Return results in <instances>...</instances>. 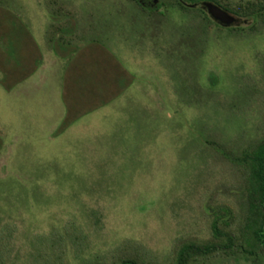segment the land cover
I'll list each match as a JSON object with an SVG mask.
<instances>
[{
    "label": "rangeland",
    "instance_id": "1",
    "mask_svg": "<svg viewBox=\"0 0 264 264\" xmlns=\"http://www.w3.org/2000/svg\"><path fill=\"white\" fill-rule=\"evenodd\" d=\"M147 4L0 0V264H264L212 230L243 228L264 16Z\"/></svg>",
    "mask_w": 264,
    "mask_h": 264
},
{
    "label": "trees",
    "instance_id": "2",
    "mask_svg": "<svg viewBox=\"0 0 264 264\" xmlns=\"http://www.w3.org/2000/svg\"><path fill=\"white\" fill-rule=\"evenodd\" d=\"M136 1L142 7L153 8V6L151 7L150 4H147V0ZM203 1L213 2L224 10L238 16L253 18L264 16V0L240 2L235 8L228 4H222L218 0H178V3L181 7L187 8L188 5H198ZM59 31L58 35H62V33L65 32L62 28H60ZM69 43L70 42L64 44L61 41L67 53H71L75 50L74 46ZM57 51L59 52L58 48ZM238 161L245 166L247 172L244 184L245 190L247 191L248 206L244 216L243 228L240 232L241 236H238L232 230H226V228H222V230L217 222L212 223V230L216 235H222L225 242H227L224 247L229 244H237L244 253L253 256L256 253L255 250L257 247L264 249V139L256 147L243 152L242 157ZM238 241L239 243H237ZM230 248L229 246V249ZM201 249L202 251H207L208 245L199 248L192 244H183L177 252L175 264H187L188 258L192 254L191 252ZM118 264L136 263L133 260L124 259Z\"/></svg>",
    "mask_w": 264,
    "mask_h": 264
},
{
    "label": "water",
    "instance_id": "3",
    "mask_svg": "<svg viewBox=\"0 0 264 264\" xmlns=\"http://www.w3.org/2000/svg\"><path fill=\"white\" fill-rule=\"evenodd\" d=\"M202 3L205 6L207 13L210 15V17L217 20L218 22L227 25L234 21L235 18L232 14L222 9L215 3L210 1H203Z\"/></svg>",
    "mask_w": 264,
    "mask_h": 264
}]
</instances>
